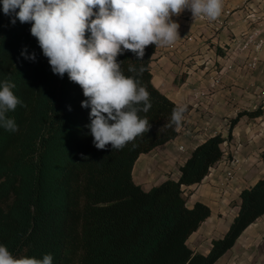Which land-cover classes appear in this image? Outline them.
<instances>
[{
  "label": "trees",
  "instance_id": "trees-1",
  "mask_svg": "<svg viewBox=\"0 0 264 264\" xmlns=\"http://www.w3.org/2000/svg\"><path fill=\"white\" fill-rule=\"evenodd\" d=\"M11 20L0 4V81L11 79L25 105L9 113L19 131L0 128V244L14 256L50 253L53 264H215L264 216L261 178L241 190L236 216L207 253L188 244L211 208L202 201L189 204L186 192L226 155L233 159L224 145L241 117L264 114V101L231 118L227 137L218 133L198 144L180 165L178 178L145 190L134 181L136 161L179 134L169 126L178 104L153 82L158 47L147 46L142 62L130 51L117 57L126 75L130 63L145 69L140 79L152 107L140 115L147 116L151 129L120 151L111 145L98 150L86 127L90 108L81 107L82 88L67 74H53L30 23ZM25 49L35 53V61L21 55Z\"/></svg>",
  "mask_w": 264,
  "mask_h": 264
},
{
  "label": "crops",
  "instance_id": "crops-1",
  "mask_svg": "<svg viewBox=\"0 0 264 264\" xmlns=\"http://www.w3.org/2000/svg\"><path fill=\"white\" fill-rule=\"evenodd\" d=\"M247 1L223 0L222 14L214 21L193 18L187 9L172 17L179 24V39L172 46L157 48L152 62L153 82L178 105H186L187 111L175 139L142 154L136 161L133 177L143 189L149 190L168 177L178 178L180 165L198 144L218 133L228 136L230 118L240 111L254 110L264 101V50L258 68L250 70L247 68L250 53L238 52L234 47L235 38L249 30L244 9ZM250 1L255 4L258 0ZM228 63H232L233 69L221 72ZM226 149L233 159L224 157L195 187L190 203L208 204L211 215L192 236L214 228L224 231L222 227H226L227 231L235 216L228 224L220 222L221 203L232 196L239 200L244 187L264 178V114L241 117L231 140L225 144ZM236 160L238 163H234ZM263 221L264 216L251 224L218 261L264 264V240L255 239L262 234L259 229L264 231L260 226ZM246 235H250L246 245L253 244L254 239L257 245L250 249L242 246L241 239ZM210 246L211 243L206 251H198L207 253Z\"/></svg>",
  "mask_w": 264,
  "mask_h": 264
},
{
  "label": "clouds",
  "instance_id": "clouds-1",
  "mask_svg": "<svg viewBox=\"0 0 264 264\" xmlns=\"http://www.w3.org/2000/svg\"><path fill=\"white\" fill-rule=\"evenodd\" d=\"M4 15L11 22L30 23V33L38 41L53 74L78 84L85 100L81 107L90 108L93 145L98 150L120 151L151 129L147 113L151 94L142 83L145 71L128 65L117 57L132 52L142 62L145 49L172 46L179 39V24L172 17L183 10L194 17L216 20L222 14L223 0H0ZM94 17V18H93ZM90 33V36H86ZM25 59L36 60L35 53ZM11 79L0 81V128L19 131L9 113L25 106L14 93ZM186 105L173 108L170 125L179 130ZM0 264H53L52 254L42 258L14 256L0 244Z\"/></svg>",
  "mask_w": 264,
  "mask_h": 264
},
{
  "label": "built area",
  "instance_id": "built-area-1",
  "mask_svg": "<svg viewBox=\"0 0 264 264\" xmlns=\"http://www.w3.org/2000/svg\"><path fill=\"white\" fill-rule=\"evenodd\" d=\"M244 9L249 30L235 38L234 47L238 52L248 51L250 53L247 68L255 70L260 63V53L264 50V0H258L255 4L248 0L244 5ZM227 13L230 12L227 11ZM199 18L207 19L204 17ZM231 69H233V65L228 63L223 66L221 72H227ZM234 163H238V160Z\"/></svg>",
  "mask_w": 264,
  "mask_h": 264
},
{
  "label": "rangeland",
  "instance_id": "rangeland-1",
  "mask_svg": "<svg viewBox=\"0 0 264 264\" xmlns=\"http://www.w3.org/2000/svg\"><path fill=\"white\" fill-rule=\"evenodd\" d=\"M231 119V118H230ZM230 119L228 121V125L230 124ZM229 130V128H228ZM227 137V136H226ZM224 148H225V145H224ZM227 151L226 152H229L228 149H226ZM228 154H231V152H229ZM226 157L228 158V155H226ZM229 159V158H228ZM238 171V170H237ZM236 171V172H237ZM238 174V172H237ZM251 178V177H250ZM248 186H251V185H247L246 187ZM245 188V187H244ZM191 190V191H190ZM196 188L194 189H189L186 194H187V197H188V202L189 204L191 199H192V195L193 193L195 192ZM239 203V200L237 198V196H232L231 198H226V201H224L223 203H221L220 205V210H219V221L220 222H225L226 224H228V221L233 217V216H236V213H237V208L238 207V204ZM264 222V221H263ZM225 224V225H226ZM261 227H264V223H261L260 225ZM222 229L224 231H222L221 229H218V228H214L213 230L211 231H208V230H201L199 231V233H196L194 234L191 238H189L188 240V244L189 246L194 249L195 251H198V250H201V251H206L207 247H209V243H211V241L217 236L218 237H221L225 234V230H226V227H222ZM228 230V229H227ZM259 232L262 233L260 234L257 238H255L256 240H261L263 241L264 240V231H261V229H259ZM250 235H246L245 237H243L241 239V244L242 246H246V248L249 247H253L254 245H257V243L255 242V239H254V243L253 244H250V245H246L247 243V240H250L249 239ZM250 251V250H249ZM244 253V252H242ZM244 254H247L248 257H253V255L251 253H244ZM243 254V255H244ZM215 264H221V261H217Z\"/></svg>",
  "mask_w": 264,
  "mask_h": 264
}]
</instances>
